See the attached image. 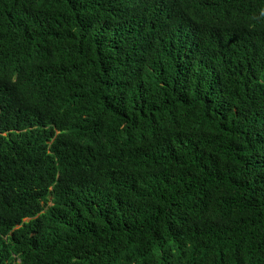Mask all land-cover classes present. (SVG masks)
Masks as SVG:
<instances>
[{
  "label": "trees",
  "instance_id": "obj_1",
  "mask_svg": "<svg viewBox=\"0 0 264 264\" xmlns=\"http://www.w3.org/2000/svg\"><path fill=\"white\" fill-rule=\"evenodd\" d=\"M0 264H264V0H0Z\"/></svg>",
  "mask_w": 264,
  "mask_h": 264
}]
</instances>
